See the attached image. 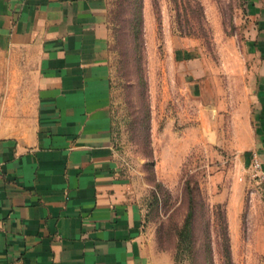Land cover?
Returning <instances> with one entry per match:
<instances>
[{
  "label": "rangeland",
  "instance_id": "1",
  "mask_svg": "<svg viewBox=\"0 0 264 264\" xmlns=\"http://www.w3.org/2000/svg\"><path fill=\"white\" fill-rule=\"evenodd\" d=\"M105 1L117 168L152 264H226L223 213L233 264H264V178L251 170L264 0ZM187 181L199 251L176 259Z\"/></svg>",
  "mask_w": 264,
  "mask_h": 264
},
{
  "label": "crops",
  "instance_id": "2",
  "mask_svg": "<svg viewBox=\"0 0 264 264\" xmlns=\"http://www.w3.org/2000/svg\"><path fill=\"white\" fill-rule=\"evenodd\" d=\"M109 58L105 0H0V264H152ZM257 101L264 167V79Z\"/></svg>",
  "mask_w": 264,
  "mask_h": 264
},
{
  "label": "trees",
  "instance_id": "3",
  "mask_svg": "<svg viewBox=\"0 0 264 264\" xmlns=\"http://www.w3.org/2000/svg\"><path fill=\"white\" fill-rule=\"evenodd\" d=\"M185 192L190 193V207L185 217L182 227L178 231V244H177V256L181 254H188L189 256H197L199 251V238L195 230V215H196V198L198 197L199 190H192L189 181L185 182ZM220 207V206H219ZM223 216L224 224V236L222 240V247L224 256L226 258V264H233L230 248V238L227 231V221L225 214ZM209 257V255H208ZM207 263L211 264L208 260Z\"/></svg>",
  "mask_w": 264,
  "mask_h": 264
},
{
  "label": "built area",
  "instance_id": "4",
  "mask_svg": "<svg viewBox=\"0 0 264 264\" xmlns=\"http://www.w3.org/2000/svg\"><path fill=\"white\" fill-rule=\"evenodd\" d=\"M252 173L260 178H264V167L259 157L255 154L251 164Z\"/></svg>",
  "mask_w": 264,
  "mask_h": 264
}]
</instances>
